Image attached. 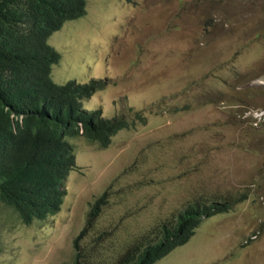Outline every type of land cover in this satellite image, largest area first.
Listing matches in <instances>:
<instances>
[{
    "label": "rangeland",
    "instance_id": "obj_1",
    "mask_svg": "<svg viewBox=\"0 0 264 264\" xmlns=\"http://www.w3.org/2000/svg\"><path fill=\"white\" fill-rule=\"evenodd\" d=\"M48 43L54 82L102 80L83 107L134 124L106 149L65 138L55 215L0 201V264H72L82 232V264H117L200 198L231 204L154 264H264V0H87Z\"/></svg>",
    "mask_w": 264,
    "mask_h": 264
},
{
    "label": "trees",
    "instance_id": "obj_2",
    "mask_svg": "<svg viewBox=\"0 0 264 264\" xmlns=\"http://www.w3.org/2000/svg\"><path fill=\"white\" fill-rule=\"evenodd\" d=\"M86 2L0 0V201L25 225L60 210L66 178L76 168L66 137H82L106 149L118 131L134 124L83 107L102 80L59 84L51 77L60 55L48 38L66 21L83 16ZM135 116L143 120L138 112ZM104 204L102 195L92 204L89 218L97 217ZM230 204L202 198L189 202L173 223L160 226L152 240L131 247L117 264H154L186 244L202 217L223 212ZM83 234L74 240L72 264H82L78 240Z\"/></svg>",
    "mask_w": 264,
    "mask_h": 264
},
{
    "label": "clouds",
    "instance_id": "obj_3",
    "mask_svg": "<svg viewBox=\"0 0 264 264\" xmlns=\"http://www.w3.org/2000/svg\"><path fill=\"white\" fill-rule=\"evenodd\" d=\"M261 113H263V111H261Z\"/></svg>",
    "mask_w": 264,
    "mask_h": 264
},
{
    "label": "built area",
    "instance_id": "obj_4",
    "mask_svg": "<svg viewBox=\"0 0 264 264\" xmlns=\"http://www.w3.org/2000/svg\"><path fill=\"white\" fill-rule=\"evenodd\" d=\"M262 114V113H261Z\"/></svg>",
    "mask_w": 264,
    "mask_h": 264
}]
</instances>
